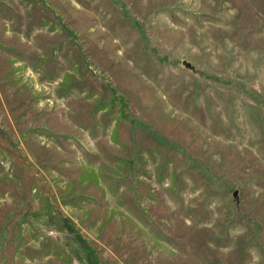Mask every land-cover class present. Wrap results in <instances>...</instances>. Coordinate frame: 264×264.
<instances>
[{
	"label": "rangeland",
	"instance_id": "1",
	"mask_svg": "<svg viewBox=\"0 0 264 264\" xmlns=\"http://www.w3.org/2000/svg\"><path fill=\"white\" fill-rule=\"evenodd\" d=\"M0 264H264V0H0Z\"/></svg>",
	"mask_w": 264,
	"mask_h": 264
},
{
	"label": "water",
	"instance_id": "2",
	"mask_svg": "<svg viewBox=\"0 0 264 264\" xmlns=\"http://www.w3.org/2000/svg\"><path fill=\"white\" fill-rule=\"evenodd\" d=\"M184 65H185V66H187V64H186V63H185ZM235 195H237V192L235 193Z\"/></svg>",
	"mask_w": 264,
	"mask_h": 264
}]
</instances>
